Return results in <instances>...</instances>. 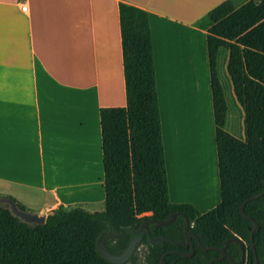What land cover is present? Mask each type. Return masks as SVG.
<instances>
[{
	"label": "crops",
	"instance_id": "crops-1",
	"mask_svg": "<svg viewBox=\"0 0 264 264\" xmlns=\"http://www.w3.org/2000/svg\"><path fill=\"white\" fill-rule=\"evenodd\" d=\"M225 1H124L149 14L170 201L202 214L221 203L215 97L223 129L247 141L233 53L211 61L197 26ZM251 1L263 0L238 4ZM119 5L0 0L1 197L46 218L60 206L104 210L100 110L127 103Z\"/></svg>",
	"mask_w": 264,
	"mask_h": 264
},
{
	"label": "trees",
	"instance_id": "trees-1",
	"mask_svg": "<svg viewBox=\"0 0 264 264\" xmlns=\"http://www.w3.org/2000/svg\"><path fill=\"white\" fill-rule=\"evenodd\" d=\"M124 1L119 14L127 103L100 110L104 210L60 206L44 225H29L0 205V264H113L101 254L100 245L120 256L145 221H166L174 213L189 219L190 232L204 247H222L238 237L246 245V264H256V257L264 264V196L247 203L264 192V0L243 6L227 0L197 23L207 32L211 61L214 49L239 53L247 129V141L225 131L214 98L221 203L205 214L170 201L149 14ZM6 199L28 212L15 199ZM245 203V213L259 225L254 248V224L241 213ZM184 225L185 219L177 217L151 236L183 241ZM194 244L191 258L181 256L189 254L190 247L153 244L147 237L139 247H147V264H161L166 253L167 264H208L220 256L215 250L204 251L196 240ZM226 252L240 261L239 246L232 243ZM213 264L231 263L225 259Z\"/></svg>",
	"mask_w": 264,
	"mask_h": 264
},
{
	"label": "water",
	"instance_id": "water-1",
	"mask_svg": "<svg viewBox=\"0 0 264 264\" xmlns=\"http://www.w3.org/2000/svg\"><path fill=\"white\" fill-rule=\"evenodd\" d=\"M262 196H264V192L254 196L250 199H248L247 203L252 201V200H257L259 198H261ZM0 203H4L6 204L11 213L19 218L22 222L29 224V225H44L46 223V217L43 215H36V214H32L30 212L27 211H23L13 200L11 199H0ZM245 205H242L241 207V213L242 215H244L249 221H251L254 224V227L251 231V241H252V247L254 248V235L255 233L258 231L259 229V225L258 223H256L251 217H249L246 213H245ZM177 217H183L185 219V225L183 227L184 230V234H185V240L183 241H178V242H174L172 240H169L168 238L165 237H156V238H152L151 235L149 234V241L153 244H158V245H163V242H168L174 245H182V246H186V247H190L191 248V252L189 254H185V253H181V256L183 258H191L194 256L195 254V244H194V240L197 241L199 247H201L204 251H210V250H215L217 251L220 256L218 258H215L213 260H211L208 264H213L214 262H218V261H222L225 259H228L230 261L231 264H244L245 262V256H246V245L241 241V239H239L238 237H232L230 239H228L226 242L223 243L222 247H204L201 242L199 241V239L196 237V235L192 232H190V221L188 218H186L184 215L180 214V213H174L171 215L170 219L166 220V221H156L153 219H149L145 222L144 226L147 228L149 223H153L155 226V229H158L160 227H165V226H169L171 224H173ZM141 237H135L131 240L128 248L126 249V251L120 255V256H116V255H112L105 247L104 245H100L99 246V250L101 252V254L111 263L113 264H128L129 261L131 260V258L133 257L137 246L139 245V243L141 242ZM234 243L235 245L239 246L241 251H242V258L239 262H236L231 256L227 255V248L230 246V244ZM255 251V250H254ZM168 255V253H166L163 257H162V263L161 264H167L165 259L166 256ZM256 264H258V260L256 257Z\"/></svg>",
	"mask_w": 264,
	"mask_h": 264
},
{
	"label": "rangeland",
	"instance_id": "rangeland-1",
	"mask_svg": "<svg viewBox=\"0 0 264 264\" xmlns=\"http://www.w3.org/2000/svg\"><path fill=\"white\" fill-rule=\"evenodd\" d=\"M214 56L215 55H217V49H214ZM232 53H233V56H232V61H231V64H230V70H231V72L232 73H235L236 74V76L235 77H237V79L242 75V64H241V61H240V57H239V53L238 52H235V51H232ZM96 169V171H94V175H96V173H97V171H98V169L97 168H95ZM96 172V173H95ZM99 173H100V170L98 171ZM92 175V174H91ZM92 177V176H91ZM93 178H95V176L93 177ZM78 191V193L79 194H81V195H88L89 193H90V191L89 192H87V194L85 193V191H83V190H77ZM0 205H6V204H4V203H0ZM95 206H89V207H83L85 210H87V211H92L93 210V208H94ZM104 208V207H103ZM97 211H100L99 209H97ZM28 212H30V213H32V214H36V213H33V212H31V211H28ZM36 215H38V214H36ZM141 243H139V245H140ZM139 245L137 246V249H136V251H135V253H134V256H135V258H134V261L132 262L131 260L129 261V263L128 264H147L146 263V254H147V247L146 246H144V245H142V246H140L139 247Z\"/></svg>",
	"mask_w": 264,
	"mask_h": 264
},
{
	"label": "flooded vegetation",
	"instance_id": "flooded-vegetation-1",
	"mask_svg": "<svg viewBox=\"0 0 264 264\" xmlns=\"http://www.w3.org/2000/svg\"><path fill=\"white\" fill-rule=\"evenodd\" d=\"M157 221V220H156ZM146 222V221H145ZM145 222L143 223V225L141 226V228H140V230L136 233L137 234V236L136 237H141V242L140 243H142V241L144 240V237H147L148 239H149V234L151 235L152 233L153 234H156V230L157 229H155L154 228V224L153 223H149V225H148V227L146 228L145 226H144V224H145ZM152 237V236H151ZM135 238V237H134ZM153 238V237H152ZM156 238V237H155ZM240 248V247H239ZM241 250V249H240ZM241 258H242V251H241ZM241 258H240V260H241ZM246 261H247V255L245 256V262H244V264H246Z\"/></svg>",
	"mask_w": 264,
	"mask_h": 264
},
{
	"label": "bare ground",
	"instance_id": "bare-ground-1",
	"mask_svg": "<svg viewBox=\"0 0 264 264\" xmlns=\"http://www.w3.org/2000/svg\"><path fill=\"white\" fill-rule=\"evenodd\" d=\"M60 149H63V148H60ZM59 152H60V153H59L60 156H63V153L61 152V150H59ZM95 167H96V165L93 166L94 169H95ZM61 170H62V167H61L60 171H61ZM62 171H63V170H62ZM62 171H61V172H62ZM95 171H96V169H95ZM61 172H60V173H61ZM62 173H63V172H62ZM90 173H92L91 170H90ZM95 173H96V172H95ZM62 176H64V174H63ZM90 176H92V175L90 174ZM90 176H89V178H90ZM94 176H95V175H94ZM87 180H88V179H87ZM83 181H84V180H83ZM64 183H65V182H64ZM66 183H67V182H66ZM68 194H71V193H68Z\"/></svg>",
	"mask_w": 264,
	"mask_h": 264
},
{
	"label": "built area",
	"instance_id": "built-area-1",
	"mask_svg": "<svg viewBox=\"0 0 264 264\" xmlns=\"http://www.w3.org/2000/svg\"><path fill=\"white\" fill-rule=\"evenodd\" d=\"M22 10H23L24 12H26V11H27V7H26V6L22 7Z\"/></svg>",
	"mask_w": 264,
	"mask_h": 264
}]
</instances>
